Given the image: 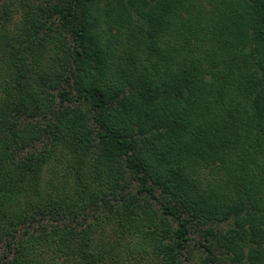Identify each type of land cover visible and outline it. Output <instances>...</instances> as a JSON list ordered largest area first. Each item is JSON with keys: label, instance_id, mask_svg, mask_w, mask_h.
Returning a JSON list of instances; mask_svg holds the SVG:
<instances>
[{"label": "trees", "instance_id": "trees-1", "mask_svg": "<svg viewBox=\"0 0 264 264\" xmlns=\"http://www.w3.org/2000/svg\"><path fill=\"white\" fill-rule=\"evenodd\" d=\"M1 2L0 264H264V0Z\"/></svg>", "mask_w": 264, "mask_h": 264}, {"label": "rangeland", "instance_id": "rangeland-1", "mask_svg": "<svg viewBox=\"0 0 264 264\" xmlns=\"http://www.w3.org/2000/svg\"><path fill=\"white\" fill-rule=\"evenodd\" d=\"M0 3H2L1 0ZM174 226L177 227V224H174ZM189 239L187 251L181 258L182 264H213L210 260L212 255L200 246V242H203V237L198 233H192L189 235ZM215 255L216 258L217 255L222 257L219 252H215Z\"/></svg>", "mask_w": 264, "mask_h": 264}]
</instances>
